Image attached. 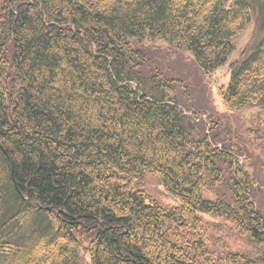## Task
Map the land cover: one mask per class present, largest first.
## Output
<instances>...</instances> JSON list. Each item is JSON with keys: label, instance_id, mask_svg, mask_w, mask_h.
Here are the masks:
<instances>
[{"label": "trees", "instance_id": "obj_1", "mask_svg": "<svg viewBox=\"0 0 264 264\" xmlns=\"http://www.w3.org/2000/svg\"><path fill=\"white\" fill-rule=\"evenodd\" d=\"M254 21L220 89L233 111L264 107V0H3L0 264H264L234 142L184 110L180 81L144 73L140 46L168 42L210 75Z\"/></svg>", "mask_w": 264, "mask_h": 264}, {"label": "rangeland", "instance_id": "obj_2", "mask_svg": "<svg viewBox=\"0 0 264 264\" xmlns=\"http://www.w3.org/2000/svg\"><path fill=\"white\" fill-rule=\"evenodd\" d=\"M2 1L0 0V5ZM256 28L257 22L254 21L236 38L235 53L224 67L210 75L202 70L189 51H178L168 42L145 40L140 46L148 53L151 58L150 65L153 67L145 70L144 73L150 75L152 72L161 71L166 77L180 81L181 85L177 92L184 110L205 113L212 123V132L217 133L224 142H234L237 154L240 155L239 163L244 164L254 178L256 204L264 213V107L228 110L220 90L229 83L230 63L239 57L243 47H249L256 35ZM198 118L203 117L198 116ZM208 126L207 124L206 130L209 129ZM194 131L195 135H202L204 133L202 124H196ZM162 199L172 203L170 199L165 197ZM211 221L214 224L213 234L225 236L229 247L248 248L246 239L232 235L225 229H219L221 219H211Z\"/></svg>", "mask_w": 264, "mask_h": 264}]
</instances>
